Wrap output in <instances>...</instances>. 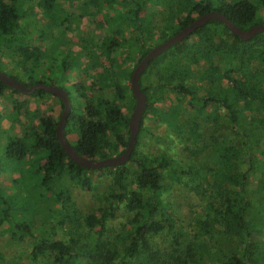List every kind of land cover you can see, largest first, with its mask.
<instances>
[{
  "label": "trees",
  "instance_id": "obj_1",
  "mask_svg": "<svg viewBox=\"0 0 264 264\" xmlns=\"http://www.w3.org/2000/svg\"><path fill=\"white\" fill-rule=\"evenodd\" d=\"M59 1L64 7L59 10L64 28L59 37L50 39L32 25L37 14L43 17V25L52 24L56 0H0V53L20 65L36 62L39 57L53 54L61 39L66 44L65 31L74 33L79 50L87 58L95 57L96 49L103 53L108 66L102 79L90 76L88 88L83 90L88 95L85 103L76 98L82 91L72 89L75 98L63 132L65 137H74L71 146L75 153L88 160L123 152L128 134L126 113L131 112L134 103L129 85L123 84L124 76L129 80L135 64L152 46L206 12H219L242 30L252 26L255 15V7L248 0H163V19L155 24L140 15L145 0H82L77 7L72 0ZM257 3L264 7V0ZM105 9L115 12V22L103 16L108 33H96L92 23L79 29L83 20ZM124 26L127 30L133 28L135 34L123 32ZM157 30L163 36L155 39ZM146 42L149 46L142 49ZM122 49L126 51L122 60L110 57ZM138 85L146 104L135 144L129 160L112 169L85 170L73 164L56 141L53 127L46 126L49 119L28 124L18 113L21 105L12 104L11 110L18 116L12 122L18 135L7 143L4 156L20 162L32 153L43 152L39 188L58 205L53 222H45L37 233L24 226L29 262L264 264V34L241 42L221 23L208 22L152 60ZM4 91L17 94L0 83V96ZM37 93L29 96L35 99ZM162 98L168 101L165 110L154 107ZM161 111L171 124V134L184 143L186 152L187 144L195 145L196 141L205 147L201 128L208 127L217 134L207 142L213 148L211 167L188 164L183 168L162 152H150L146 140L152 133L142 122L147 116L158 121ZM38 129L44 134L39 136ZM102 171L109 177L103 203L82 215L65 181L88 190L91 180L87 174ZM165 173L204 208L191 234L178 229L174 210L159 196V191L168 186ZM255 210H260L259 214ZM119 211L126 215V225L120 232L108 235L109 223ZM4 220L1 214L0 224ZM80 227L85 234L79 233ZM212 229L226 239L238 237L239 244L226 249L219 245L214 250L209 246ZM57 232L61 238L56 237ZM14 237L17 235H9L10 239ZM159 237L169 241L168 250L154 245V239ZM3 261L20 264L0 257V264Z\"/></svg>",
  "mask_w": 264,
  "mask_h": 264
},
{
  "label": "rangeland",
  "instance_id": "obj_2",
  "mask_svg": "<svg viewBox=\"0 0 264 264\" xmlns=\"http://www.w3.org/2000/svg\"><path fill=\"white\" fill-rule=\"evenodd\" d=\"M225 1L229 2L231 0ZM248 1L255 7L254 19L250 24H264V7L260 6L257 0ZM72 2L74 7H77L81 4L82 0H72ZM161 3L163 4V0H145L144 8L140 15L142 17H149L153 23L158 24L159 21L163 19L164 15V12L161 11L160 8ZM61 5V2L56 0L54 9L57 13L55 14L52 24L48 26L43 25V17L39 14L35 17V24L32 23L34 20L31 17L28 19L32 21L33 27L37 28L39 32L43 31L50 39L59 37V33H61V30L64 28V25L60 24V20L63 16H61L62 14L59 13V10L64 8ZM114 13L113 10L108 11L105 9L102 14H96L88 20H83L78 25L79 29L88 23H92L96 33L104 35L108 33V31L103 16L106 14L109 19L108 22H115ZM65 14L67 13L64 12L63 15ZM76 28L75 26L74 31L77 30ZM127 29L128 28L125 26L122 27L123 32L135 34L133 28L130 30ZM114 31L118 32L117 26H115ZM36 36L37 35L34 34L35 38ZM64 36L66 44L58 43V46H63V50L71 49L73 52L79 53L80 48L74 33L65 31ZM161 36H163V34L157 30L155 39ZM47 40L46 45H49V39ZM65 45H67V47ZM148 46L149 43L146 42L142 49ZM43 47L45 49L46 46L43 45L42 49ZM132 52H135V50ZM125 54L126 51L122 49L112 53L110 57L120 61L125 57ZM49 56L47 58H42L43 62H41V64L43 70L49 66ZM95 57L92 56L91 59L88 58L90 67L89 74L103 75L104 69L108 66L105 57L98 49L95 50ZM58 59L60 60V58ZM66 59L74 64L70 56H67ZM37 62L36 59V62L20 65L17 62L10 61L5 53H0V72L11 78L13 77V79L23 85L30 82L33 83V81L38 79V75L40 74L39 70L36 69ZM58 70L59 68H56L54 72ZM68 74L69 71L66 72L67 79H69ZM123 84L129 85V80H125V76ZM153 94L154 92L151 91L150 95L152 97L154 96ZM15 102L21 105L18 108L21 120L31 125L36 124L37 117L40 113L41 117L47 116V109L44 105L39 106L37 101L29 95L20 93L11 95L7 91H4L3 95L0 96V215L4 214L5 216L4 222L0 224V257L3 260L9 259L10 261L20 264H31L27 259L28 237L25 234L27 228H24V226H27L30 232L37 233L38 230L43 229V224H45V222H53L54 208H57L58 205L52 203L51 198H49V193L39 188L40 176L38 170L39 166L43 163V152L32 153L28 158L20 162H16L4 156L5 146L18 135L12 123L18 117L15 115L16 113L11 110L13 107L12 104ZM155 103V108L160 107V109L165 110L168 101L167 98H162ZM51 107H53V105H51ZM160 113L163 115L158 121L147 116L142 122L144 126L150 129L152 137L156 138V140L149 139L147 142V148L150 152L155 155L162 152L183 168L188 164H192L195 168L196 165L203 168L211 167L213 148L208 147L207 142L216 138L215 136H217V134L208 127L201 128V134L205 140L204 142H206L205 147L196 141L195 145L191 143L187 144L186 148L189 149L187 150L189 152H186L183 150L184 143L171 134V124L166 120L165 114L162 111ZM129 114L130 112L126 113L127 116H129ZM57 115L56 112L52 113L50 116L53 120L57 121ZM143 138L147 139L144 136ZM67 140L70 144H73L74 137L70 135L67 137ZM87 175H89L91 180L90 189L88 190L82 189L75 183L65 181V184L70 189L71 199L82 215L92 212L102 205V198L109 182V177L104 171ZM165 177L168 186L159 191V196L163 201L168 202L174 210L178 221V229L182 233L191 234L196 231L197 222L199 218L203 216L204 208L201 204L196 202V197H194L193 194L188 193L187 190L180 186L175 178L170 175V179L166 173ZM255 211L256 214H259L260 210ZM125 217L126 215L122 211L116 214L115 219L109 223L110 231L108 235L120 232L125 227ZM79 233L81 235L85 234V230L80 227ZM11 234L17 235V237L10 239L9 235ZM210 234L211 239L209 240V246L213 247L214 250L219 249V245L226 249L237 247V244H239L238 237L223 238L219 233L215 232V229L210 230ZM56 237L61 238V234L57 232ZM154 245L163 251L169 249V241L165 237L155 238ZM3 263L5 264V261H3Z\"/></svg>",
  "mask_w": 264,
  "mask_h": 264
},
{
  "label": "water",
  "instance_id": "obj_3",
  "mask_svg": "<svg viewBox=\"0 0 264 264\" xmlns=\"http://www.w3.org/2000/svg\"><path fill=\"white\" fill-rule=\"evenodd\" d=\"M208 22L221 23L229 33L236 36L241 42L250 40L256 34H264V24L252 25L251 27L242 30L235 26L221 13L206 12L196 16L188 25L178 29L174 34L167 37L159 44L152 46L146 52V54L135 64L129 75V89L134 99V103L127 121V143L122 153L110 158L102 160H88L77 155L72 146L66 141L63 131L66 118L70 111V101L66 93L62 89L57 86L40 84H31L25 86L1 72L0 83L20 94L30 95L35 90H41L60 99L63 108L55 128V139L58 142L60 148L63 150L64 155L70 162L78 165L85 170H98L101 168L112 169L116 166H121L128 161L135 144L136 136L140 127L141 116L146 104L145 96L138 85V79L140 75L144 72V70L152 60L165 52L167 49L191 36L196 31V29L200 28Z\"/></svg>",
  "mask_w": 264,
  "mask_h": 264
},
{
  "label": "flooded vegetation",
  "instance_id": "obj_4",
  "mask_svg": "<svg viewBox=\"0 0 264 264\" xmlns=\"http://www.w3.org/2000/svg\"><path fill=\"white\" fill-rule=\"evenodd\" d=\"M62 40L63 39H61V41H59V44L62 43ZM65 46L67 47V45H65ZM62 47L63 46H61V45L56 46L54 53L49 56V66L47 68H44V70H43L42 64H41V62H43L42 58L39 57L37 59L38 62H37L36 69L39 70L40 74L38 75V79H37V82L35 84L52 85V86L59 87L60 89H62L66 93V95L70 101V104L75 98L73 93H72V89L78 88L82 92H80L76 98L85 103L86 99L88 98V95H87V93L85 94V92H83V90H85V91L87 90L89 80H90L89 79L90 76L96 80H99V79H102L103 75L99 76V75H95V74H91V75L89 74V68H90L89 63H88L89 60H88L87 56L83 55L80 50H79L80 51L79 53L78 52L76 53V52H73V50H71V49L63 50ZM67 56H70V58L74 61L73 62L74 64H72V62L70 60L66 59ZM75 57H76V59H75ZM58 58H60V60ZM56 68H59V70L54 72ZM67 71H69V74H68L69 79L66 78V72ZM149 82L152 83V77L150 75H149ZM34 92H38L37 97H35V100L37 101L38 105L39 106L44 105V107L47 109V116L41 117V113H40L37 117L36 124L39 123L41 118L44 120L49 119L50 122L46 126H48V128L53 127L54 136H55V128H56L60 113L62 111V109L59 110V108H60L59 103H61V101L57 97L52 96L48 93H45L41 90H35ZM40 92H43L44 94L41 95ZM51 105H53V107H51ZM62 108H63V105H62ZM56 112L58 114L57 115V121L53 120L50 116L52 113H56ZM41 132L42 131H40L39 129L37 130V133L39 136L41 135ZM149 132H150V129H149ZM42 133L44 134V132H42ZM67 137L68 136H66L65 139L69 143V141L67 140ZM149 139H152V136H150L147 139V142Z\"/></svg>",
  "mask_w": 264,
  "mask_h": 264
},
{
  "label": "crops",
  "instance_id": "obj_5",
  "mask_svg": "<svg viewBox=\"0 0 264 264\" xmlns=\"http://www.w3.org/2000/svg\"><path fill=\"white\" fill-rule=\"evenodd\" d=\"M4 93V92H3ZM3 95V94H2Z\"/></svg>",
  "mask_w": 264,
  "mask_h": 264
}]
</instances>
